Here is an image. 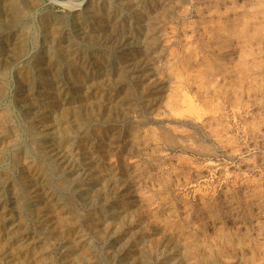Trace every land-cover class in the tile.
I'll use <instances>...</instances> for the list:
<instances>
[{
    "label": "rangeland",
    "instance_id": "rangeland-1",
    "mask_svg": "<svg viewBox=\"0 0 264 264\" xmlns=\"http://www.w3.org/2000/svg\"><path fill=\"white\" fill-rule=\"evenodd\" d=\"M0 264H264V0H0Z\"/></svg>",
    "mask_w": 264,
    "mask_h": 264
}]
</instances>
